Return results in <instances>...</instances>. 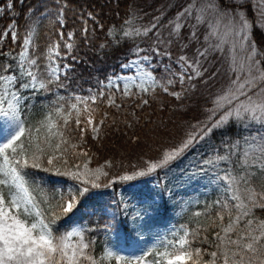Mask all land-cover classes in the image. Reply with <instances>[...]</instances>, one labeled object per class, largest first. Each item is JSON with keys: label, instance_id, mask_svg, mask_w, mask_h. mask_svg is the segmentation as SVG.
<instances>
[{"label": "snow or ice", "instance_id": "6c2138e0", "mask_svg": "<svg viewBox=\"0 0 264 264\" xmlns=\"http://www.w3.org/2000/svg\"><path fill=\"white\" fill-rule=\"evenodd\" d=\"M11 7L9 4V8ZM258 8L262 21L259 26L264 27V0H259ZM62 16L61 12L58 17L61 28L64 27ZM158 20L159 18H154L155 22L151 25L139 27H132V21L126 20L125 24L131 27V31L128 28H122L121 31L124 37H148L155 29L157 32L154 34H157L159 43ZM169 24L172 25L169 35L177 39L182 38V30L190 25V41H199L201 26L205 29L203 38L206 46L196 50L195 59L190 60L187 56L180 55L178 63L181 64V70H169L172 76L178 77L181 85H184L186 80L192 81L204 76L208 69L203 67L201 58L206 61L208 54L214 51L223 53L229 62L230 83L213 98L212 107L207 109L205 122L193 125V130L178 143L161 150L155 159L145 160L144 166L134 170L131 175H119V181H133L158 172L166 174L172 164L181 159L195 144L232 121L247 120L264 126V52L258 49L252 36L253 28L257 25L249 21L241 6L223 8L218 0H188L176 14L175 20L169 21ZM34 31L35 29H31L25 36L17 61L24 79L21 81L17 76L0 74V264H103V261L110 259H114L115 264H121L123 257L111 250H106L100 259L95 258L90 251V242L85 240V229L72 228L61 231L57 225L61 217L74 213L93 189L110 187L115 180L101 183V178L109 175L105 169L111 168L112 162L105 161L94 169L89 168L91 157L88 152L83 149L77 151L79 144L72 143L67 134L72 131L71 122L74 118L80 131L79 143H83L86 128H90L94 133L93 138H96L104 120L94 123L95 109L88 101L95 105L98 96L100 99L104 98V92L88 98L77 96L75 103L69 105L67 110L63 105H59L45 114L34 128L26 127L25 108L22 103L24 97L19 89L47 90L48 84L60 79V69L51 67L55 63L53 57L61 56L58 44L50 46L47 50V76L43 73L38 75L37 59L29 54ZM83 32L87 36V27ZM9 35L13 43L19 39L17 31L9 25L0 33V41L6 40ZM109 35H112V30H109ZM61 38L64 39L63 33ZM73 39L74 35L68 33L64 47L69 52L73 48ZM187 46L184 45L185 48ZM143 51L144 49L137 48L136 55L139 56ZM152 51L160 54L158 48H153ZM3 55L7 54L0 50V56ZM140 60L148 62L151 57L146 55ZM138 62L132 61L130 64ZM128 66L130 65H126ZM63 67L70 68L66 64ZM0 68L5 73L10 71V65H0ZM216 75V72L211 73L209 79ZM174 83L173 79L157 80L151 72L145 71L138 82L133 80L132 83H124L123 88L117 87L116 90L122 97L135 98L149 95L159 87L165 93L180 99L181 93L169 91V87ZM111 84L109 78V85ZM107 103L117 109L121 108L114 94L107 97ZM148 103L149 100L141 98L142 105ZM81 104L83 108L80 107ZM85 121V127H81ZM22 138L27 139V145ZM252 147L251 163L246 165L252 171L237 178L225 170L224 175L219 177L227 185V196L223 202L216 201L219 210L211 227H218L219 231L212 234V240L215 242L212 246L215 250L208 253L211 259L202 261L205 250L187 247L191 241L188 239L190 233L186 230L183 236L171 242L173 249H177L178 245V254L165 247L163 252L157 253L158 259L152 264H177L178 261H190L191 264H264V219H258L254 214L255 209H264V188L257 191L253 180L257 175L264 176V137ZM70 155L77 159L81 156L87 159L82 164L74 163L70 166ZM244 155L248 157L249 153L245 152ZM228 159V156L217 157L218 161ZM205 163L210 164L213 161ZM28 169L67 178L65 181H50L53 185L66 184L67 181L76 183L69 184L67 189L61 188L57 200L48 196V190L42 184H37V178L33 177ZM123 212L124 220H118L113 215L114 229H118L120 224L128 223L126 206ZM139 215L137 213V216ZM196 215L199 216L200 213ZM225 216L228 217L226 224ZM217 220L219 224L216 223ZM132 223H135L134 219ZM203 231L206 233L208 229ZM204 241L208 242L206 235ZM126 264H133V260L128 259ZM135 264L148 262L136 258Z\"/></svg>", "mask_w": 264, "mask_h": 264}, {"label": "trees", "instance_id": "16d2710c", "mask_svg": "<svg viewBox=\"0 0 264 264\" xmlns=\"http://www.w3.org/2000/svg\"><path fill=\"white\" fill-rule=\"evenodd\" d=\"M39 0H0V33L8 28L11 22L17 26L24 24L31 9L37 7ZM58 5L61 4L64 13V27L61 32L64 36L68 33L74 35L72 41L73 48L69 52L64 71V75L52 84L47 85V90L25 91L24 96H29L25 103L24 117L26 127L34 128L38 121L44 118L45 114L53 108L63 105L67 110L69 103L74 102L72 96L90 93L97 95L104 92V98H97L95 105L94 123L104 120L100 126V132L94 139V133L90 128H86L83 136V143L80 141V131L75 125V119L71 122L70 133H67L72 143L79 144L77 151L83 149L91 157L89 168H96L103 165L105 161H111L113 166L105 169L109 175L101 178V183H107L109 180H115L110 187L93 189L74 213L67 217H61L57 221L61 231L69 230L75 224H83L88 228L97 230L102 225V217L106 208L118 200L121 193L130 194L135 190L142 192L149 188V182L156 180L157 189L151 192V196H158L156 204L155 217L156 223L164 225L166 223L178 224V219L171 214L173 207L165 198V192L181 191L184 186L183 179L189 178L194 172L202 167L201 163L206 159H212L218 156H228L229 161L233 153L236 155V149L233 145L242 143L247 133V126L243 121H232L224 128L214 130L212 134L203 141L195 144L181 159L175 161L170 170L158 172L148 177L137 178L133 181H119V175H131L132 172L142 166L147 159H155L161 150L171 147L178 143L186 134L193 130L192 126L199 122H205L208 116L207 109L212 107L213 98L224 89L228 83L227 73L224 72L226 67L215 57L213 52L208 54V59L203 58L202 64L208 71L203 77L186 81L182 89L180 99L169 95L162 89H155V92L135 98L122 97L121 93L107 92L103 84L108 77L119 71V68L130 59L137 57L136 49H144L139 55H153V48H158L155 40L157 30L149 33L148 37L129 36L124 37L122 28L131 27L125 24L126 20L132 21V27L149 26L158 20V35L166 33L169 29V21H174L176 14L186 5L184 0H56ZM187 1V0H186ZM223 8H236L241 6L250 22L256 27L253 28L252 36L258 49L264 52V27L259 14V0H218ZM9 4L12 5L11 10ZM2 10V11H1ZM32 10V11H34ZM12 11V12H11ZM41 10H38L40 12ZM83 13L91 16L79 22L76 13ZM10 13L14 17H10ZM260 21V22H257ZM193 23V22H192ZM87 27L88 32L85 36L83 29ZM185 27V30H190ZM35 29V43L38 44L42 37L45 36V23H42ZM112 30V35H109ZM200 28L199 41L189 40V33L182 38L173 37L171 40L177 44L178 54L185 55L190 60L195 59L197 49H203V35ZM38 36V37H37ZM164 36V34L162 35ZM37 37V38H36ZM188 46L185 48L184 45ZM43 45V44H42ZM104 45V47H101ZM38 47V46H37ZM44 47V45H43ZM160 49V48H158ZM0 50L7 55L0 56V65H10V71L5 73L0 68V74H10L15 72L17 63L15 59L20 52V40L13 43L11 36L6 40L0 41ZM66 51H62L64 53ZM169 52H173L172 49ZM217 75L211 79V73ZM226 73V75H225ZM135 91V90H134ZM121 108L109 106L107 97L113 95ZM70 98L69 100H67ZM141 98L149 100L147 105L141 104ZM75 114L73 113V117ZM62 122V121H61ZM81 127H85L82 126ZM27 137V133H26ZM25 144H28L26 138ZM71 151V149H70ZM87 157L69 156L70 166L74 163H83ZM226 162V161H225ZM231 162V161H230ZM232 164V162H231ZM223 165H226L223 162ZM206 168V167H203ZM201 181L211 178L213 170L205 169ZM33 177L37 178V184H42L48 190L49 197L59 199L60 189L69 184H75V181L67 183L51 184L50 181H65V177H55L49 173L36 169H28ZM200 182V181H199ZM52 189H55L53 191ZM199 203L196 210H207L210 212L216 208L217 193L213 190L205 194H199ZM46 208V206H45ZM215 210L209 214L195 216L188 222L194 235V247L205 250L202 261L211 259L210 253L215 248L212 246L215 242L212 240V234L218 232V227H211ZM255 214L260 219H264V209H256ZM179 221L183 222L182 219ZM228 222L225 217L224 223ZM217 224L220 222L217 220ZM207 228L205 233L203 230ZM199 232V235L195 233ZM207 236L208 242L204 241ZM95 247L98 252H102L103 243L100 240L95 241Z\"/></svg>", "mask_w": 264, "mask_h": 264}, {"label": "rangeland", "instance_id": "374dc122", "mask_svg": "<svg viewBox=\"0 0 264 264\" xmlns=\"http://www.w3.org/2000/svg\"><path fill=\"white\" fill-rule=\"evenodd\" d=\"M184 1L186 2V4L188 3V0ZM35 7H37L36 10H34L35 8L31 9V12L27 16L24 24H22L21 26H17L14 22H11L10 25L14 27L19 35L18 40H20L21 51V45L28 32L31 29H34V27H39L42 23H45V27L47 28L44 32L45 36L40 39L41 41L38 44L35 43V32L33 33V43L29 48V54L33 55V57L37 59L38 75L40 73H43L45 76H47L49 69V61L46 59L47 50L50 46L57 44L60 45L59 51L61 53V56L53 57L55 63H53L51 67L60 69L61 77L64 75V71L66 70V68H64L63 66L66 63V59L69 54V51L64 47L65 43H67V36H64V39L61 38L62 32L60 21L58 19L61 12L63 13V8L61 4L58 5V2L56 0H39ZM38 10L41 11L38 12ZM75 16L77 17L79 22H83L85 18L91 17L80 12L76 13ZM10 17H14V14L10 13ZM62 18L64 22V13ZM192 22L195 23V21ZM171 26L172 25L169 26L168 30H166V33L159 34V43L157 42L156 37L155 42L158 48H160V54L158 55L157 53H154L153 55H147L151 57V60L148 62L140 60L141 57L146 55H139L127 61L119 68L118 72L111 74L103 84L107 92L120 93L116 90L117 87L123 88L124 83H132L133 80L138 82L145 71L151 72L157 80L167 81L168 79H173L175 83L173 86L169 87V91L179 93L182 91L184 85H181L179 83L178 77L172 76L169 71L171 70V72H179L181 70V64L178 63V57L180 55L178 54L177 44L171 40L174 36L169 35ZM189 29L191 30V27ZM202 29L205 32L203 26H201V31ZM190 30H185L182 33H184V35H187ZM204 32H202V35ZM163 34L164 36H162ZM202 40L203 47H205L206 43L204 41V38H202ZM42 44L44 45V47ZM171 49L173 52H169L171 51ZM62 51L66 52L62 53ZM166 53H170L171 55L169 56ZM213 53L221 63H224V66L226 67V70L224 72L227 73L230 83L231 72L229 69V62L227 61L223 53L219 51H214ZM18 59L19 54L17 56V59H15L16 63ZM132 61L139 62L130 64V62ZM126 65L130 66L126 67ZM21 71V66L17 63L15 72L10 73V75L17 76L22 81L24 77L21 75ZM109 78H111L112 81L111 85H109ZM25 91L35 90H32L30 88L19 89V92L22 95ZM77 96L81 98H88L92 95H90V93H86ZM77 96H72L74 99V102L72 103H75V97ZM23 97L24 99L22 103L25 106L26 99L29 96L23 95ZM69 99L70 98H68L67 100ZM72 103L70 102L69 104L71 105ZM88 103L91 106L90 100L88 101ZM80 107L83 108V105L81 104ZM243 122L247 126V133L242 143L233 145L236 149L241 148V150L235 151L236 155L238 154L237 152L240 153L238 158L234 153L232 155L235 159L234 164L232 158H230L232 164L229 159L226 162L218 161L217 157L206 159L205 161H213V163L206 164L205 161H203L201 163L202 167H199L193 175L189 176V178L185 177L183 179L184 186H181V191L179 190L177 192H171L170 190H167L165 192V198L168 199L169 204L173 207L171 215L174 218L178 219V224L166 223L164 225H160L153 220V218L155 217V207L158 203V196H151V192H153L154 189H157L158 187L156 185V180L153 179V181L149 182V190L144 188L142 192H140L139 190H135L130 194L121 193L118 197V200L115 203H112L111 206L106 208L103 212L102 217L106 219L102 220V225L97 230H93L83 224L78 223L73 224L69 228V230H71L72 228L85 229V240L90 242V251L95 258L100 259L101 257H103L106 250H111L123 257V259L121 260V264H126V261L128 259H132L133 264H135L136 258H142L143 260H146L148 264H152L154 260L158 259L157 253L163 252L165 250V247H167L170 252H176V254H178V245L177 249H173L171 247V242L178 240L181 236H183V233L186 230L190 233L188 239L191 241L190 245H188L187 247H190L194 250V233L190 229L188 222L192 220L193 217L197 216L196 213H200V215L209 214V216H211L213 210H215L214 215H216V212L219 210L216 204V208L212 209L210 212H207V210H196L195 207L199 203L198 195L205 194L206 192L213 190L217 193L218 198L216 199V201L220 200L223 202L225 197L227 196V193L225 191L227 185L222 180H220L219 177L224 175L225 170L230 171L232 175L237 178L245 175L246 172L252 171V169L248 168L246 165L251 163L250 158L253 155L252 146L262 137H264V126H261L257 123H250L247 120ZM85 125L86 121L85 124H82V126ZM245 152L249 153L248 157H245ZM223 162L226 165H223ZM208 168L213 170L211 178L201 181L203 174L206 172L205 169L208 170ZM253 180L254 187L257 189V191H260L262 190V188H264V176L257 175L253 177ZM229 203L234 204L235 201H229ZM125 206L127 207L128 223L120 224L118 229H114L112 227V225L114 224L112 217L113 215H115L118 220H124L125 214L123 212V209L125 208ZM137 213H139L140 215L137 216ZM257 218L260 219L259 217ZM133 219L135 220V223H132ZM180 219H182L183 222L179 221ZM96 240H100L103 243L102 252H98V250H96ZM161 245H164V247H162ZM103 264H115V260H105L103 261ZM177 264H191V262L178 261Z\"/></svg>", "mask_w": 264, "mask_h": 264}]
</instances>
